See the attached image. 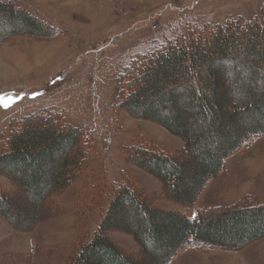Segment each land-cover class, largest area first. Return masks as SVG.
I'll list each match as a JSON object with an SVG mask.
<instances>
[{
    "label": "rangeland",
    "instance_id": "obj_1",
    "mask_svg": "<svg viewBox=\"0 0 264 264\" xmlns=\"http://www.w3.org/2000/svg\"><path fill=\"white\" fill-rule=\"evenodd\" d=\"M0 1L10 2L40 25L35 34L25 29L10 34L0 19V152L16 119L49 108L90 135L95 156L90 167H82L34 215L26 210L23 189L12 179L10 167L0 172V196L19 203L9 217L0 211V264H66L96 232L108 194L119 185L134 189L159 210L190 219L203 209L264 204V51H258L259 44L251 48L259 56L251 69L235 73L229 64L223 76L231 100L252 96L255 104L251 108L245 99L246 107L239 103L232 124L238 142L194 203L171 198L161 180L129 156L141 146L187 161L191 156L183 151V139L157 121L136 118L118 103L119 78L132 59L188 29L204 32L231 19L259 17L264 0ZM196 165L189 167V174ZM212 211L219 214V209ZM106 234L133 260L146 259L130 232L117 228ZM171 264H264V235L237 250L185 246Z\"/></svg>",
    "mask_w": 264,
    "mask_h": 264
},
{
    "label": "trees",
    "instance_id": "obj_2",
    "mask_svg": "<svg viewBox=\"0 0 264 264\" xmlns=\"http://www.w3.org/2000/svg\"><path fill=\"white\" fill-rule=\"evenodd\" d=\"M0 19L7 23L10 34L22 29L35 34L40 26L37 19L7 1H0ZM202 30L188 29L132 59L119 78L120 107L136 118L159 122L184 141L183 151L191 156L187 161L141 146L132 148L129 155L136 166L159 178L171 198L180 202L194 203L223 166L224 157L234 150L239 135L233 132L232 124L239 103L254 107L252 96L231 102L223 76L229 64L235 73L239 68L251 69V61L259 58L251 48L259 44L258 51H264V11L256 18L231 19ZM62 117L49 108L23 115L15 120L4 140L6 148L0 152V172L10 167L32 215L52 193L65 188L82 167H90L95 160L90 135ZM215 129L217 135L212 133ZM194 163V173L189 174ZM98 177L104 181L102 175ZM108 196L96 232L74 250L66 264H171L174 254L185 246L204 244L237 250L264 235V204L212 208L219 209L218 215L203 209L190 219L182 213L157 209L129 186L119 185ZM14 203L0 196L4 216L17 209L19 203ZM117 228L135 237L144 261L133 260L110 240L106 231Z\"/></svg>",
    "mask_w": 264,
    "mask_h": 264
}]
</instances>
